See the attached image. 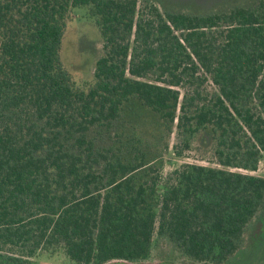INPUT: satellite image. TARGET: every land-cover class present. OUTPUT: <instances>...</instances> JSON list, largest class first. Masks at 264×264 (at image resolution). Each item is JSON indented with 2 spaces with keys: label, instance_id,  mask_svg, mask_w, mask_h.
<instances>
[{
  "label": "trees",
  "instance_id": "1",
  "mask_svg": "<svg viewBox=\"0 0 264 264\" xmlns=\"http://www.w3.org/2000/svg\"><path fill=\"white\" fill-rule=\"evenodd\" d=\"M78 9L100 42L82 83L62 61ZM172 135L195 162L164 178ZM263 161L264 0H0V264H232Z\"/></svg>",
  "mask_w": 264,
  "mask_h": 264
},
{
  "label": "rangeland",
  "instance_id": "2",
  "mask_svg": "<svg viewBox=\"0 0 264 264\" xmlns=\"http://www.w3.org/2000/svg\"><path fill=\"white\" fill-rule=\"evenodd\" d=\"M169 10L192 13H211L226 10L236 6L250 5L255 0H154ZM75 21L69 23L63 41L62 61L67 70L78 83L92 80L93 63L100 50L98 32L93 22L86 17L84 9L76 10ZM175 135L169 140V150L164 156L163 177H168L174 169L183 164L195 162L193 159H176L172 155V143ZM207 165L204 162H199ZM251 175L264 177V161L259 170ZM246 245L232 264H264V212L260 220L255 221L246 234ZM168 250V249H167ZM166 249H153L150 261L162 260L169 264H189L180 258L166 256ZM169 254V251H167ZM41 264H72L68 257L41 259Z\"/></svg>",
  "mask_w": 264,
  "mask_h": 264
},
{
  "label": "flooded vegetation",
  "instance_id": "3",
  "mask_svg": "<svg viewBox=\"0 0 264 264\" xmlns=\"http://www.w3.org/2000/svg\"><path fill=\"white\" fill-rule=\"evenodd\" d=\"M109 264H169L162 260L150 261L149 259L146 261H138V262H111Z\"/></svg>",
  "mask_w": 264,
  "mask_h": 264
}]
</instances>
